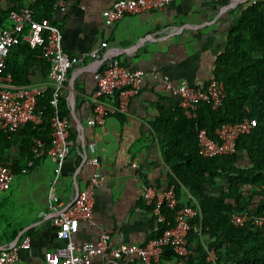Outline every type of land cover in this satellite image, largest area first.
<instances>
[{
  "label": "crops",
  "instance_id": "1",
  "mask_svg": "<svg viewBox=\"0 0 264 264\" xmlns=\"http://www.w3.org/2000/svg\"><path fill=\"white\" fill-rule=\"evenodd\" d=\"M112 1L67 0L58 7L52 21L63 34V49L80 56L102 47L107 57L119 65L141 69L147 75L131 97L126 114L106 116L101 124L90 127L87 119L93 109L90 97L96 87V65L87 58L67 72L61 98L70 122L72 145L61 172L51 187L56 158L45 153L34 159L31 167L19 172L25 174L26 189L20 198L6 202L20 215L26 214L18 223L17 216H13L7 222L9 229L1 232L5 240L0 245L20 240L24 235L30 237V246L19 250L18 264H42L54 258L56 248L63 246L64 241L56 236L57 225L48 208V194L51 190L62 202L70 201L95 170L100 176L93 204L96 225L79 222L73 236L77 250L82 242L96 240L104 228L110 230L111 241L116 245H142L155 236L160 224L143 198V187L150 184L159 190L166 188L168 167L162 158L161 136L154 134L153 126L161 110L181 107L179 95L168 90L165 82L206 85L213 79L215 59L228 45V32L239 13L249 5L264 3L176 0L162 9L127 14L106 24L104 14ZM7 4L0 0V8ZM44 69L35 62L27 73V84L45 82ZM16 151L13 147L11 155ZM81 153L88 158L97 157L99 166L83 163ZM240 164H247L245 157ZM11 185L12 181L6 190ZM3 201L0 198V204ZM92 264L142 263L134 256L115 259L101 254L93 257Z\"/></svg>",
  "mask_w": 264,
  "mask_h": 264
},
{
  "label": "trees",
  "instance_id": "2",
  "mask_svg": "<svg viewBox=\"0 0 264 264\" xmlns=\"http://www.w3.org/2000/svg\"><path fill=\"white\" fill-rule=\"evenodd\" d=\"M0 8V29L13 24L11 11L27 7L32 19L52 21L56 0H6ZM27 25L18 42L11 46L6 58V72L13 83L28 85L27 73L37 62L44 66L46 80L50 63L39 47H31L25 39ZM228 45L215 59L213 79L222 81L224 97L219 107L199 102L194 117H187L182 107L160 112L153 126L154 134L161 136V153L165 165L167 185L174 188L177 207L164 205L161 209L165 221L159 223L155 238L174 224L178 206H198L199 212L189 219L188 264H207L210 250L216 264H264V226L251 223L233 226L229 219L233 213L252 211L256 215L264 210V3L245 7L228 32ZM52 89L48 86L38 97L35 113L39 122H26L14 132L0 130V162L13 174L27 167L33 158L31 146L40 139L45 147L51 146L52 120L55 107L51 103ZM59 116H66L61 95L57 102ZM244 117L255 120L249 133L237 140V151L204 157L197 143L199 130L210 137L225 123H234ZM17 148L14 155L11 149ZM245 157L246 165H241ZM196 205V206H195ZM196 228L198 231H194ZM151 238V239H152ZM167 246L158 264L176 259Z\"/></svg>",
  "mask_w": 264,
  "mask_h": 264
},
{
  "label": "built area",
  "instance_id": "3",
  "mask_svg": "<svg viewBox=\"0 0 264 264\" xmlns=\"http://www.w3.org/2000/svg\"><path fill=\"white\" fill-rule=\"evenodd\" d=\"M33 1V0H31ZM67 0H56L55 7L65 5ZM176 0H113L106 9L104 21L106 24L118 21L127 14H137L149 10H159ZM231 4L244 3L246 0H227ZM254 2V0H253ZM9 18L13 24L0 29V130L14 132L26 122H39L40 117L35 113L38 97L46 87L52 89L51 103L55 107V115L52 120V142L46 148L40 139H34L31 146L33 158L27 162V167L33 165V160L44 155L52 154L56 158L54 178L51 184L57 180L64 164L68 147L72 145L69 138L70 122L66 116H59L57 102L60 98L67 72L83 63L89 58L95 63L96 87L90 97L93 105L92 112L87 119L90 127L98 126L106 116L123 115L128 112L131 97L139 90L147 73L141 69H128L111 57H107L102 47H96L80 56L70 55L63 49V34L60 28L50 20L43 18L40 21L32 19L31 11L27 7L18 11H11ZM27 25L25 39L31 47H39L43 56L49 61L50 68L48 78L40 84L18 85L13 84L12 76L6 72V58L11 46L15 45L24 26ZM157 77L155 73H151ZM165 87L179 95L180 106L187 117H194L197 104L207 102L213 109L219 107L224 97V85L222 81L211 79L206 85L193 87L186 81L173 85L165 82ZM255 126V120L244 117L234 123L222 124L215 130L216 137H210L204 129L197 134L198 149L202 156L213 157L221 154H232L237 151L238 138L249 133ZM83 163L93 167L99 166L97 157H87L80 154ZM26 168L22 169L25 171ZM11 169L0 162V190L9 188L13 179ZM100 183V176L92 172L83 188L77 190L74 197L68 202H62L58 196L50 190L48 194V208L55 216L57 225L56 236L64 241V245L56 248L55 256L47 259L42 264H92L95 255L107 254L117 259L122 256L137 257L142 264H158L163 249L169 246L176 259L169 260L165 264H188L187 258L191 254L188 247L187 235L191 229L189 219L199 212V207L183 204L178 206L175 212L174 224L165 228L162 233L144 244H113L110 230L102 229L94 241H84L77 250L73 236L78 231L79 222L85 221L89 225H96L93 218V204L95 189ZM143 198L155 214L159 223L165 221L161 209L166 205L170 209L177 207L174 188L168 185L159 190L156 186L146 184L143 187ZM230 223L233 226H242L251 223L255 226H264L263 213L256 215L252 211H243L230 215ZM194 231H198L194 228ZM264 231V230H263ZM30 246V237L24 235L20 240L9 244L0 245V264H18L20 262L19 250ZM207 264L215 263V254L208 252Z\"/></svg>",
  "mask_w": 264,
  "mask_h": 264
},
{
  "label": "rangeland",
  "instance_id": "4",
  "mask_svg": "<svg viewBox=\"0 0 264 264\" xmlns=\"http://www.w3.org/2000/svg\"><path fill=\"white\" fill-rule=\"evenodd\" d=\"M13 180H12V185H11V189L9 190H4V191H0V198H3L4 201L3 203L0 204V241H4L5 238L2 235V230H8L9 226L7 222L11 221V218L13 216H17V223L19 222V219L23 216H26L25 213H23V215L19 212H17L16 209L10 207L8 202L9 200H16L18 198H20V196L22 195V192L25 191V187H26V183H25V174H21V173H16L13 175ZM14 214V215H12ZM11 226L13 227L14 225L11 223Z\"/></svg>",
  "mask_w": 264,
  "mask_h": 264
}]
</instances>
